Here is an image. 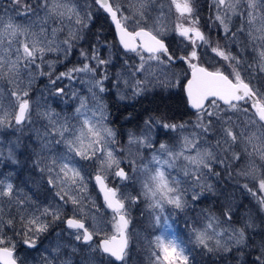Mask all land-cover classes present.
<instances>
[{"label": "rangeland", "instance_id": "1", "mask_svg": "<svg viewBox=\"0 0 264 264\" xmlns=\"http://www.w3.org/2000/svg\"><path fill=\"white\" fill-rule=\"evenodd\" d=\"M55 2V0H54ZM32 6L33 9L39 3V0H22ZM122 6L126 9H132L139 5V0H121ZM77 11L83 16L90 13L91 21L87 29L83 30L84 39L77 42L71 49L67 57L63 53L59 56L56 53H48L44 57L45 61H51L54 71L52 77L46 74H40V71L47 73L49 71L48 63L41 64L40 70L35 67L31 69L29 75L22 73V86L26 87L29 95L26 97L33 108L37 104L40 110L50 109L61 121H67L79 129L80 124L76 119V109L79 107V100L82 97H88L89 109H94L95 101L92 100V93L88 91L89 78L84 73H74L75 79H63L57 81L55 85L50 83L60 72H67L73 67H79L84 60L80 51H91L93 47H98L100 55L104 58L110 57V63L102 66L105 72L97 71V76L106 74L104 80L105 92L97 93L103 104V111L106 116L104 123L110 127L115 137L108 147L113 150V154L121 161V167L128 173V179L120 181L110 173L107 176L106 183L109 187H118L121 194L126 195L129 200L126 201V209L130 223L127 230L128 247L125 254V260L122 264H154L155 254L161 252L157 247V240L160 237H175L186 249L192 250V256L195 259L203 257V264H258V259L252 258L254 254L264 256V204L261 199L264 198V191L259 189V179L264 178V158L261 157V149L264 145L253 144H231L225 143L222 135V124L213 122L211 130L207 135L201 134V129L197 125L206 122L209 117H200L199 114L189 117L182 122H172L165 115L152 117L149 120H160L162 123L183 124V128H177L176 131H161L159 126L153 128L152 138L156 147L148 148L138 143H130L132 136L140 137L146 131V121L139 131H128L125 135H119L115 128V114L117 107L124 106L128 110L140 107L144 98H151L157 93L169 95H182L183 86L189 77L187 67L173 65H156L155 61L145 63V71L137 72L136 68L141 63L140 57L136 54H124L119 48L114 34L111 37L105 33L103 26L110 28L108 18L99 10L94 0H73ZM13 16L16 22L24 24L30 20V17L22 13H16V7L12 5L11 0H0V15L5 13ZM194 13L199 20L198 25H190L187 14L180 17L174 7L170 10V0H152L147 6L146 25L148 29H153L154 21L160 17V27H162V37L167 43L173 44L182 55L191 47L187 40L180 37L175 30L177 24L184 26L198 27L211 41L212 45L216 43L213 35H219L223 40L219 43L221 48L227 45V51L240 59L238 71L241 76L251 79L252 82L260 87L264 85V59L259 55L264 45V40H255L248 38L247 32H237L233 40L227 39L223 35V29L218 27V22L214 17L216 12L213 7V0H195ZM161 12L164 13L161 16ZM127 14V13H126ZM44 14L41 13L43 19ZM260 13L257 10V23H259ZM204 22H207L205 25ZM51 18H48L46 27L49 29L57 27ZM238 24L243 25V18L233 16L231 27L235 31ZM63 28L64 31H60ZM57 38H64L68 29L75 31V26L65 21L59 25ZM131 31L132 28L129 27ZM111 32L113 30L111 29ZM259 33H254L258 36ZM199 44V42H198ZM172 45V46H173ZM200 55V65L209 68V70L219 69L227 75V66L229 62L223 61L211 52L210 46L201 45L198 47ZM92 63H95L94 61ZM149 64L152 65L149 68ZM230 79L232 76L229 77ZM143 79L141 85L145 91L140 95H133L132 82ZM127 81V84L125 83ZM63 86L65 92L63 95H52L50 89ZM13 90H19L17 85L12 84L7 79H0V106L4 110L11 111L9 93ZM95 91V90H94ZM140 102V103H139ZM242 108H248V112L225 111L227 108L219 105L218 111L220 117H231L227 121L233 126L235 131H245L248 134L255 133L259 136L264 133V127L258 122L250 110L249 104H240ZM223 108V109H222ZM217 111V109H210ZM3 112L0 111V115ZM89 115H91L89 113ZM99 115V113H97ZM182 116V114H179ZM83 117H79L82 120ZM183 119V118H182ZM36 128H40L44 123L42 120L37 122L33 118ZM20 129V130H17ZM41 131L43 129L41 128ZM197 137L200 145L211 149L223 163L216 162L212 166V174L205 175L201 183L211 185V190L202 189V195L196 201L189 199L193 189L189 188L185 200L187 201L182 208H176L172 204L162 203L161 207H154L153 201L144 195V184L149 181L150 176L154 174V169L161 167L152 160L154 154L158 158L167 160L166 155L158 154V144L163 143L169 149L181 151V141L183 137ZM87 141H85L86 143ZM42 139L37 138L26 126H16L13 122L12 127H0V181L11 182L14 195L18 198H26L23 210L19 209L16 203L9 204L8 198L0 200V209H2V220L0 223V232H3L12 243L15 244V256L18 264H84L88 255L94 257V264H112V260L97 250L91 254L84 251L88 245L81 244L72 239L69 235L73 230L65 229L64 218L72 214L73 206L71 204L63 207L60 220L49 224L47 231L37 234L35 247L29 248L23 243L25 237L21 235L24 231L22 218L28 217L36 208L47 205L62 204L56 196L60 188H52L47 184V178L50 175L47 171H40L45 167L48 159V152L64 154L66 147L64 145H51L50 149H42L40 145ZM27 146V147H26ZM13 149L12 158L9 159V150ZM246 149V150H245ZM239 155L238 160L231 157ZM100 155V154H98ZM79 165L83 166L82 174L86 176L87 191L82 193L84 199L85 225L96 224L102 231L94 236L93 245L98 246V242L115 234V228L112 221L113 214L104 206L102 200L95 189L93 177L99 171V160H81L77 157ZM135 163H131V161ZM175 167L163 165L161 170L165 171L169 181H180V187H185L184 172L190 166L182 158L173 161ZM144 166V167H142ZM249 174H245V173ZM251 189V191H249ZM230 211L232 219L226 221L224 214ZM77 213V216H80ZM159 216L161 219L156 220ZM206 217H215L218 221L214 224L217 232L223 231L231 225L232 228H243L245 240L236 245L229 242L230 250H213L211 252L197 244L195 233L202 230L208 223ZM13 223L7 226L8 219ZM44 220H51V217H42ZM250 225V226H245ZM231 231V229H229ZM31 235V234H29ZM222 244L226 241V236H220ZM167 240H165V243ZM212 245L213 241H209ZM75 247L76 252L72 249ZM251 251V253H250ZM196 253L198 255L196 256ZM162 255V253H161ZM53 257H56L53 261ZM198 257V258H199ZM189 264H193L192 258H189Z\"/></svg>", "mask_w": 264, "mask_h": 264}, {"label": "snow or ice", "instance_id": "2", "mask_svg": "<svg viewBox=\"0 0 264 264\" xmlns=\"http://www.w3.org/2000/svg\"><path fill=\"white\" fill-rule=\"evenodd\" d=\"M11 2L16 7L15 14L22 13L24 16L30 17V20L24 24L18 23L13 16L7 15V9L3 15H0V79L9 80L19 89L9 93L11 111L4 110L0 106V111L3 112L0 115V127H12L13 122L16 126H26L33 135L43 140L40 145L42 149H50L51 145L66 147L64 154L53 153L49 150L45 167L40 168V171H47L50 174L47 184L52 188H60V191L56 192V196L63 203L38 207L28 217L22 218L24 231L20 234L25 237L23 243L29 248H34L37 234L47 231L51 222L60 220L63 207L71 204L73 206L72 214L64 218V223L67 229L73 230L69 233L72 239L88 245L84 251L89 254L99 250L114 257L117 261H124L128 244L126 230L130 223L126 209V201L129 198L121 194L118 187H109L106 179L110 173L112 176L120 178L121 181L127 180L128 173L120 166L121 161L113 154V150L108 147L113 141L115 133L104 123L106 116L103 104L97 96V93L105 92L104 80L107 79L106 74L97 76V71L105 72L102 66L111 62L110 57H102L98 47H93L91 51L82 49L80 55L86 62L67 72H60L50 79V83L55 85L59 80L75 79L74 73H84L89 78L88 91L92 93L91 98L95 104L94 109H89L88 97L80 98L79 107L75 110L78 114L76 119L80 124L79 129L67 121H61L50 109L41 111L39 104L33 108L30 101L26 99L29 92L26 87L22 86V73L29 75L33 67L40 70L41 64L48 63L49 71L47 73L40 71V74L52 77L53 64L51 61L46 62L44 57L48 53H56L58 56L63 53V57H67L73 46L84 39L83 30L88 28L91 15L85 13L82 16L73 4V0H55V2L54 0H39L35 9L29 4L22 3V0H11ZM151 2L152 0H139V5L130 10L122 6L121 0H94V3L103 9L114 23L123 48L140 57L141 63L136 68L137 72H144L146 70L145 63L148 61H155L159 66L171 65L174 60L178 59L191 68V76L187 80L185 88L188 101L191 108L198 111L200 117H209L206 122L197 125L201 129L202 135H207L213 122L221 123L223 119L221 130L226 144L230 141L231 144H253V147L257 142L264 145V133L257 136L255 133L235 131L233 126L227 122L231 120V117L222 118L218 111V102H222L227 106L225 111L247 113L248 108L240 106V102L243 101L245 104H250L251 108L255 109L253 115L258 116V121L253 120L252 123L264 122V85L257 87L251 79L246 82L240 71L237 70L240 59L226 50L227 45L224 48H221L219 43L212 45L198 27H185L182 23L175 26L178 35L187 40L191 47L184 52V55H174L163 40L160 17L154 21L153 29L141 26L142 24L146 25L147 6ZM194 4L195 0H170V10L174 7L181 17L187 14L190 25H198L199 20L193 15ZM213 7L216 12L214 19L218 22V27L223 29V35L227 39L234 41L237 32H247L248 38L264 40V16H260L259 23L256 22L257 10L264 13V0H213ZM41 13L44 14L43 19ZM163 15L164 13L161 12V16ZM233 16L243 18V25L238 24L235 31L231 27ZM48 18H51L54 23L58 22L57 27L51 29L46 27ZM65 21L74 25L75 31L68 29L66 36L58 39L57 30L59 25L64 24ZM129 27L132 28L131 31ZM59 30L64 31L63 28H59ZM254 33H259V35L254 36ZM201 45L210 46L211 52L223 61L229 62L232 71L226 75L219 69L209 70V68L201 66L197 50ZM145 53L148 55L145 56ZM259 55L264 59V50H261ZM93 61L95 63H92ZM151 67L152 65L149 64V68ZM261 71L264 72V68ZM230 76H232L231 79ZM125 83L127 84V81ZM143 83V79L132 82L133 95H140L145 91L141 86ZM64 92L63 86L50 89L52 95H63ZM210 109H217V111ZM81 116L83 119L79 120ZM34 117L37 122L41 120L44 122L40 128L35 127ZM145 123L146 131L143 135L130 137V143H138L148 148L156 147L152 138L154 127L159 126L161 131H176L178 127H184L183 124L162 123L160 120H149ZM261 127H264V124ZM85 141L87 142L85 143ZM158 154L166 155L168 159L162 161L157 154L152 156V160L161 167L154 169V174L144 184V195L154 202V207H161L164 202L172 204L176 208L184 207L187 202L185 196L189 188L193 189L189 199L198 200L202 195V189L211 190V185L206 182L201 183L204 176L212 174L214 163L224 162L211 149L200 145L199 139L195 136L183 137L179 152L159 143ZM12 155L13 149H10L8 158L11 159ZM260 155L264 158V148L261 149ZM77 157L81 160H93L94 158L99 160V171L95 174L94 179L103 193L107 209L111 210L113 214L111 223L115 228V234L104 239L99 246L93 245L92 241L102 229L96 224H89L86 227L84 222L83 201L86 197L82 193L87 191V184L86 176L82 174L83 166L79 165ZM178 158H182L190 166L184 172V176L187 177L184 180L185 187H180V181L173 180L170 183L165 171L161 170L163 165L175 167L173 161ZM231 158L238 160L240 157L234 154ZM131 163L134 164L135 161L133 160ZM259 189L264 191V178L259 179ZM5 197L8 198L9 204L16 203L20 210H23L24 204L27 202L26 198H18L14 195L11 182L0 181V200ZM261 203L264 204V198L261 199ZM77 213L81 215L77 216ZM0 216H2V209H0ZM42 217H51V220H44ZM224 217L226 221H231V212H226ZM160 219L159 216L156 217L157 221ZM206 220L208 221L207 225L195 233V240L207 251H228L230 250L229 242L239 245L245 240L243 228L236 229L228 225V228L217 232L214 227V224L218 222L216 218L206 217ZM0 223H4L2 218H0ZM12 223V219L9 218L7 226H11ZM220 236H226V241L223 244L219 239ZM165 240H167L166 243ZM209 241H213V244L210 245ZM157 247L161 249V252L155 254L154 264H189L190 257L193 264H196L192 250L186 249V246L182 245L175 237L158 238ZM72 251L76 252L77 249L73 247ZM52 259L55 261L56 257ZM257 259L258 264H264V256ZM0 264H17L15 244L3 232H0ZM65 264H70V261H65ZM84 264H94V257L88 255Z\"/></svg>", "mask_w": 264, "mask_h": 264}, {"label": "trees", "instance_id": "3", "mask_svg": "<svg viewBox=\"0 0 264 264\" xmlns=\"http://www.w3.org/2000/svg\"><path fill=\"white\" fill-rule=\"evenodd\" d=\"M204 23L206 26H208L207 22H204ZM103 28H104L105 33H109L111 37L113 36L112 34L113 32H111L110 28L107 29L106 26H103ZM212 37L215 42L221 43L223 41L219 37V35H216V36L213 35ZM165 44L168 46L169 51L172 52L174 55H182V53L177 48H175L173 44H170L167 42H165ZM128 55H131V54H128ZM171 65L177 66V67L181 65L185 66V64L181 62L176 63V64H171ZM241 70L242 69H240V71ZM231 71H232V68L228 64L227 74H229ZM242 77L245 78V80H247L245 75ZM117 108L118 109L115 114V118H116L115 128L119 135H125L128 131H135V130L139 131V129L143 127V123L147 119H149V117L150 118L155 117V116L161 117L165 115L172 122H182V121H185L184 119L187 120L189 117L198 114V113H192L187 108V103L184 97V93L182 95H175V96H173L172 94L169 95V94L157 93L151 98H144V100H142L141 102L140 107H136L132 110H128L124 106H119ZM179 114H182V116H180ZM197 255L198 253H196V256ZM198 257L195 259L196 264H203L202 262L203 257L202 258L200 257L198 258ZM258 257H260L259 254H254L252 258L257 259ZM112 264H115V263L112 262Z\"/></svg>", "mask_w": 264, "mask_h": 264}, {"label": "water", "instance_id": "4", "mask_svg": "<svg viewBox=\"0 0 264 264\" xmlns=\"http://www.w3.org/2000/svg\"><path fill=\"white\" fill-rule=\"evenodd\" d=\"M98 7V6H97ZM99 8V7H98ZM100 9V8H99ZM100 10H102L103 11V9H100ZM104 12V11H103ZM104 14L108 17V20H109V23H110V25H111V28H112V30H113V34H114V38H115V40H116V42H117V44H118V46H119V48L122 50V52H124L125 54H135V53H132V52H128V51H126L124 48H123V46L120 44V42H119V35H118V33H117V31H116V29H115V25H114V23L111 21V19H110V17L108 16V14L106 13V12H104ZM178 15H179V13H177ZM180 16V15H179ZM181 17V16H180ZM186 27V26H185ZM138 43V42H137ZM145 56H147L148 54L147 53H145L144 54ZM184 63L183 61H180V60H178V59H176V60H174V62L172 63V64H176V63ZM185 64V66L186 67H188V65L186 64V63H184ZM188 69H189V77H188V79H190V76H191V68L190 67H188ZM187 79V80H188ZM187 80H186V82H185V84H184V87H183V93H184V97H185V100H186V103H187V108L192 112V113H198V111L196 110V109H193V108H191V106H190V103H189V101H188V98H187V95H186V91H185V88H186V83H187ZM221 106H223V107H227L226 105H223V103L222 102H218ZM242 103H244L243 101H241L240 102V104H242ZM249 106H250V104H249ZM250 110H251V112L252 113H254L255 112V109H253V108H251V106H250ZM255 118L257 119V121H258V116H255ZM261 125L262 124H264V122H259ZM118 178V177H117ZM119 180H120V178H118ZM121 181V180H120ZM123 181H125V180H123ZM93 182H94V185H95V188H96V190H97V192H98V194H99V196H100V198H101V200H102V203L104 204V206L106 207V204H105V202H104V199H103V193L100 191V189H99V186L96 184V182H95V179H94V177H93ZM107 208V207H106ZM109 210V209H108ZM110 212H111V210H109ZM127 230H128V228H127ZM127 230H126V233H127ZM103 241V240H102ZM102 241H100L99 242V244L102 242ZM127 247H128V244H127ZM127 250V249H126ZM103 254H105V253H103ZM106 256H108V254H105ZM108 257H110V256H108ZM112 260H113V262L115 263V264H121L123 261H117V260H115V258L114 257H110ZM17 264H18V262H17Z\"/></svg>", "mask_w": 264, "mask_h": 264}, {"label": "flooded vegetation", "instance_id": "5", "mask_svg": "<svg viewBox=\"0 0 264 264\" xmlns=\"http://www.w3.org/2000/svg\"><path fill=\"white\" fill-rule=\"evenodd\" d=\"M96 6H97V5H96ZM97 8H98V7H97ZM98 9H99V8H98ZM99 10H100V9H99ZM64 227H65V229H67V227H66V224H65V223H64ZM68 230H71V229H68ZM102 240H104V239H102ZM102 240H100V241H102ZM93 241H94V239H93ZM93 241H92V242H93ZM100 241H99V242H100ZM99 242H98V246H99ZM101 253H102V252H101ZM102 254H103V253H102ZM103 255H104V254H103ZM105 256H106V255H105ZM107 257H108V256H107ZM121 264H122V263H121Z\"/></svg>", "mask_w": 264, "mask_h": 264}, {"label": "bare ground", "instance_id": "6", "mask_svg": "<svg viewBox=\"0 0 264 264\" xmlns=\"http://www.w3.org/2000/svg\"><path fill=\"white\" fill-rule=\"evenodd\" d=\"M123 263V262H122Z\"/></svg>", "mask_w": 264, "mask_h": 264}]
</instances>
